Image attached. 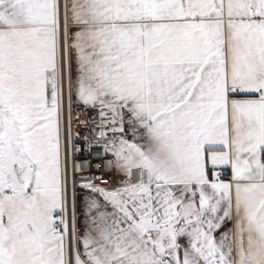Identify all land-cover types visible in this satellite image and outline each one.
<instances>
[{
  "label": "snow or ice",
  "instance_id": "obj_1",
  "mask_svg": "<svg viewBox=\"0 0 264 264\" xmlns=\"http://www.w3.org/2000/svg\"><path fill=\"white\" fill-rule=\"evenodd\" d=\"M0 264H264V0H0Z\"/></svg>",
  "mask_w": 264,
  "mask_h": 264
},
{
  "label": "built area",
  "instance_id": "obj_2",
  "mask_svg": "<svg viewBox=\"0 0 264 264\" xmlns=\"http://www.w3.org/2000/svg\"><path fill=\"white\" fill-rule=\"evenodd\" d=\"M92 159L95 161V160H98L99 159V154L98 153H93V156H92ZM110 165H111V160L110 158L108 159H104L102 161V163H93L92 166H91V170L94 172V173H97V174H104V173H107L109 172L110 170ZM81 166H82V169L87 172L89 171V165H88V161L87 160H82L81 161Z\"/></svg>",
  "mask_w": 264,
  "mask_h": 264
}]
</instances>
